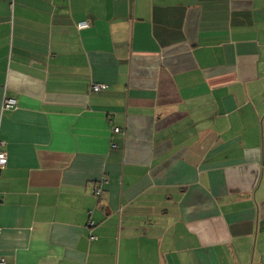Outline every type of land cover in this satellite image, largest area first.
Returning <instances> with one entry per match:
<instances>
[{"label": "crops", "instance_id": "obj_1", "mask_svg": "<svg viewBox=\"0 0 264 264\" xmlns=\"http://www.w3.org/2000/svg\"><path fill=\"white\" fill-rule=\"evenodd\" d=\"M0 141V264H264V0H0Z\"/></svg>", "mask_w": 264, "mask_h": 264}, {"label": "built area", "instance_id": "obj_2", "mask_svg": "<svg viewBox=\"0 0 264 264\" xmlns=\"http://www.w3.org/2000/svg\"><path fill=\"white\" fill-rule=\"evenodd\" d=\"M79 27H86L87 26V22L86 21H83V22H80L78 24ZM106 87V84L104 83H92L90 84L89 86V91L91 92H98L100 91L101 89H104ZM16 104V101L15 99H12V98H7L4 100L3 102V107L6 108V109H9V108H13ZM116 131L118 129H115ZM3 144L2 141H0V146ZM7 162V154H6V151L5 150H2L0 149V168L3 167ZM95 192L98 193L99 192V188L98 189H95ZM89 224H92L91 222ZM90 238H94V236H91ZM0 263H2V260L0 261Z\"/></svg>", "mask_w": 264, "mask_h": 264}]
</instances>
